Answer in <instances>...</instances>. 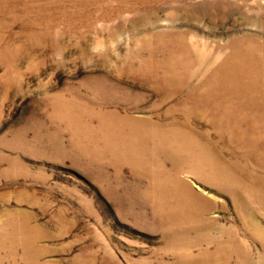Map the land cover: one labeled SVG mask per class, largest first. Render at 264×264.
<instances>
[{"label": "rangeland", "instance_id": "374dc122", "mask_svg": "<svg viewBox=\"0 0 264 264\" xmlns=\"http://www.w3.org/2000/svg\"><path fill=\"white\" fill-rule=\"evenodd\" d=\"M250 45L264 0H0V264H264L263 126L181 108ZM150 123L216 153L170 181L135 142Z\"/></svg>", "mask_w": 264, "mask_h": 264}, {"label": "bare ground", "instance_id": "6f19581e", "mask_svg": "<svg viewBox=\"0 0 264 264\" xmlns=\"http://www.w3.org/2000/svg\"><path fill=\"white\" fill-rule=\"evenodd\" d=\"M262 47L264 46L250 45L232 47L233 51L227 59V62L222 64L218 70L211 75L212 77L203 83L200 91H195L196 96L183 102L181 106L182 110H187L189 108L186 107L188 106L187 104L193 103L195 107H199V111H201L199 115L205 116L204 113L206 111L209 112L210 109H212L214 113L220 112L221 107L225 104L227 108L224 110H228V112L243 110L245 113H253L254 117L252 120L254 124L257 127L263 126L264 129V50ZM173 79L175 80L176 78L174 77ZM239 120H219L216 128L217 132L218 130L226 131L230 140L235 142L240 149L250 151L254 146V137L251 136V134H242L235 131V127L238 125L237 123ZM150 126V129L145 130L143 128L138 135H134L135 142L140 149L143 148L142 150H144V148H148L153 152V154L149 153L154 160V168L152 170L156 173L163 171L164 174H169L171 178L170 181L176 182L177 176L181 171L191 168L193 163V161H190L192 159V146L196 145L197 149L202 147L203 150L209 153H216L212 145H200V143L194 145L191 143L190 139H187V141L184 140L181 146L179 142H181L183 138L180 137L181 132L178 126L157 128L153 126V123H150ZM183 126H185V124ZM116 130L119 131V129ZM192 135L199 140L201 139L200 135ZM147 137L150 140L154 138L155 143H151ZM108 138L112 140L110 144H112V146L114 145L115 148L117 144H122L121 142L125 144L127 140L134 142L130 135L123 134L120 131L115 132L114 135L112 134V136ZM132 143L129 141V143L125 145L131 146L130 144ZM146 143L152 145L150 146L148 144V146H146ZM115 154L116 156L119 155L125 158L127 157L128 159L132 157V154L130 155L128 151L118 150ZM165 161H169L172 164L170 170L166 167ZM206 167L212 168L210 166ZM206 170L208 171L209 169ZM170 171H172V174ZM241 171L242 173H246L247 170L243 169ZM240 176L244 178L242 174H240ZM165 188L168 190L166 193L169 195L173 194L171 188L167 186H165ZM176 200V198L173 199V202H177L176 204L179 206L180 200ZM170 209V212H174V215H178L176 214L178 210L176 205L172 208L170 207Z\"/></svg>", "mask_w": 264, "mask_h": 264}]
</instances>
